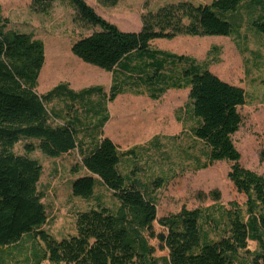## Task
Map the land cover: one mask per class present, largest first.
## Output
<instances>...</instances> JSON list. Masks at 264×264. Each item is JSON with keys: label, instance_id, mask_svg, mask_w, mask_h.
<instances>
[{"label": "trees", "instance_id": "trees-1", "mask_svg": "<svg viewBox=\"0 0 264 264\" xmlns=\"http://www.w3.org/2000/svg\"><path fill=\"white\" fill-rule=\"evenodd\" d=\"M52 1L31 0V7L45 13ZM68 1L77 19L98 28L76 39L71 52L113 72L108 100L125 87H144L154 99L170 88H189L191 115L197 122L192 133L207 149L204 167L216 161L232 162L227 176L245 195V209L231 203L215 218L206 210L182 206L176 213L158 216L149 186L159 187L163 180L155 178L146 186L124 174L120 168L124 154L110 138L102 137L81 156L87 174L75 178L71 190L74 196L89 199L99 181L117 199V208L79 212L75 233L59 240L44 230L47 216L38 190L42 166L29 153L37 147L55 157L79 148L76 127L83 123L80 130L87 132L84 120L101 113L93 96L98 97L102 88L74 92L67 83H60L39 94L44 43L33 33L9 29L0 6V264L45 260L53 264H235L240 251L249 259L243 264H264V175L240 163L232 139L242 123L238 108L246 101L245 91L190 57L150 45L154 39L180 35L237 36L245 23L264 35V0L167 3L142 13L138 31L119 29L85 0ZM96 1L113 6L119 0ZM56 98L65 100L63 106L48 108ZM101 127L92 131L99 134ZM21 138L37 139L38 144H25V153L17 154L14 145ZM214 194L220 197L218 191ZM206 219L214 223L215 238L203 230ZM251 240L256 243L253 251L248 249Z\"/></svg>", "mask_w": 264, "mask_h": 264}, {"label": "rangeland", "instance_id": "rangeland-1", "mask_svg": "<svg viewBox=\"0 0 264 264\" xmlns=\"http://www.w3.org/2000/svg\"><path fill=\"white\" fill-rule=\"evenodd\" d=\"M85 1L119 29L138 31L142 13L155 11L167 3L189 1L197 5L209 4L212 0H119L113 6L101 5L96 0ZM0 6L3 16L9 21V29L33 33L44 43L45 60L36 89L39 94L45 93L56 82L64 81L72 73L76 77L92 78L86 86L104 84L106 71L82 61L70 50L76 39L98 28L77 19L68 0H53L45 13L32 9L31 0H0ZM259 15V12L255 14ZM150 45L190 57L222 80L243 88L246 101L238 108L242 123L232 139L240 153V163L264 175V35L245 23L237 36L180 35L172 39H154ZM80 66L83 68L80 69ZM138 88L132 93H123L117 102V106L131 107L129 99L136 98V102L131 103L134 108L137 106L138 113L133 118L123 113L120 120H135L143 125L141 131L144 132L135 139L137 142L141 140L136 144L126 133L119 137L117 146L124 154L120 168L124 174L137 177L146 186L155 178L163 180L159 187L149 186V195L157 203L158 216L176 213L182 206L206 210L215 218L223 210L231 208V203L244 210L246 197L235 189L227 176L232 162L216 161L204 167L207 149L192 133L197 122L191 115L189 88L167 89L157 99L150 97L144 87ZM61 104L54 100L48 108H59ZM25 144L37 146L38 140L21 138L14 145L15 153L24 154ZM129 150L132 152L129 153ZM29 157L42 166L38 190L43 195L42 203L47 216L42 228L56 239L75 233L79 212L99 207L117 208V199L99 181L89 199L72 194L73 180L87 174L81 166V154L74 151L52 157L36 147ZM214 191L219 192L218 199ZM202 226L211 237L217 236L212 221L206 219ZM255 248V241H249L248 249L253 251ZM248 260L247 254L240 251L235 264ZM41 264L53 263L45 260Z\"/></svg>", "mask_w": 264, "mask_h": 264}, {"label": "crops", "instance_id": "crops-1", "mask_svg": "<svg viewBox=\"0 0 264 264\" xmlns=\"http://www.w3.org/2000/svg\"><path fill=\"white\" fill-rule=\"evenodd\" d=\"M70 50H71V47H70ZM81 68H83V66H80V69ZM42 71H43V69H41L40 75H41ZM115 72H118V71L115 70ZM50 78H51V76H50ZM82 78L83 77H76V74L72 73L66 79H64V81L59 82V83L56 82L55 84L51 85L47 91L51 90L52 88H54L55 86H57L60 83H67L68 89H70L74 92H79L85 88L90 87V86H86V85H87V82H89V79L90 80L92 79V78H87V79H84V78L82 79ZM104 80H105L104 84H101V85L97 84L96 85V86H99L102 88V93L97 97V99H93L96 102L97 109H98V105H100V110H102L101 113L97 114L95 117H92V119H90L89 121L84 120V123L87 122V128H88L87 132H83L82 130H80L83 127V123H80V125H78V127H76L77 128V140L79 142V148H74V149L68 151L67 153H63V154H71L75 151L77 154H81V156L86 155L89 152L91 145L94 144L95 142H97L102 137H108L116 145H118L119 144L118 139L124 133L128 134V136L130 137V140L135 141V144L138 142L140 143L141 140H138V142H137V140H135V139L137 137H140L141 134H144V132L141 131L143 125H140L138 122H135V120L133 122L125 120L124 118L121 119L122 121L120 120V117L123 113H128L130 115V117H132L138 113V110H136L137 106L134 108L132 106V103H131V102L135 103L136 98L132 97L131 99H129L128 104L133 108H131L129 106H125V107L117 106V102L119 101V99L123 93H125V92L132 93L131 91H134L137 89L125 87L123 92L118 93L114 97V99L108 100L107 97H108V94L110 91V87L112 85L113 72L106 71V75L104 76ZM54 100L60 101L62 103L59 108L52 107V108H55L57 110L63 106L64 101H65L64 99H58V98H56ZM103 109H105V110H103ZM81 116H82V113L79 110L78 118L79 117L81 118ZM124 121H126V122H124ZM101 124H102V127L100 129V133L95 134L92 130L97 126H100ZM128 125L129 126L131 125V127H129Z\"/></svg>", "mask_w": 264, "mask_h": 264}]
</instances>
